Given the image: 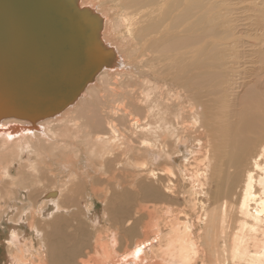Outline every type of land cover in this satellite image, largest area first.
I'll list each match as a JSON object with an SVG mask.
<instances>
[{
	"label": "bare ground",
	"instance_id": "6f19581e",
	"mask_svg": "<svg viewBox=\"0 0 264 264\" xmlns=\"http://www.w3.org/2000/svg\"><path fill=\"white\" fill-rule=\"evenodd\" d=\"M76 6L101 19L106 64L61 112L0 120V264L219 260L212 232L229 238L231 222L229 263L264 264V90L235 92L244 45L233 10L223 0ZM263 42L247 47L264 62Z\"/></svg>",
	"mask_w": 264,
	"mask_h": 264
},
{
	"label": "water",
	"instance_id": "95a60500",
	"mask_svg": "<svg viewBox=\"0 0 264 264\" xmlns=\"http://www.w3.org/2000/svg\"><path fill=\"white\" fill-rule=\"evenodd\" d=\"M45 5L54 7L47 21L43 14L37 18ZM74 13L94 24L95 31L81 29L75 19L68 24ZM100 20L93 12L78 9L76 0H0V120L33 123L75 100L106 64L109 51L97 36ZM56 94H62L57 101Z\"/></svg>",
	"mask_w": 264,
	"mask_h": 264
},
{
	"label": "rangeland",
	"instance_id": "374dc122",
	"mask_svg": "<svg viewBox=\"0 0 264 264\" xmlns=\"http://www.w3.org/2000/svg\"><path fill=\"white\" fill-rule=\"evenodd\" d=\"M223 1L233 10V13H232L234 15L233 19H235V20L237 19L236 21H234L236 26H237L236 27L237 33L235 35L237 37H239L240 41L244 45V46H239L236 49V55H238V56L234 62V67H235V70H234L235 72L233 74L234 76L231 78V79H235L236 84H237V85H235V87H236L235 92L238 94H244L245 91L249 87H253V86L254 87L259 86V88L263 87V88H261V90H264V62L259 57L258 53L251 51V49L249 47H247V45L251 46V44H256V47H257L256 50H257L259 48V46H257L259 44V41L260 42L264 41V39L262 41V37H264V35H263L264 34V27H263L264 26V24H263V22H264V0H223ZM251 14H253V15H251ZM244 15L246 16L247 19L243 18V17H245ZM255 17L257 18L256 19L257 21L254 20ZM243 20L245 22H243ZM239 23L244 27H241L239 25ZM255 26L257 28H255ZM253 29H255V30H253ZM246 30H248L249 32ZM118 31H119L120 35L124 36L127 33L126 24H122L119 21L118 22ZM252 47H254V46H252ZM180 202H182V199H180ZM180 205L182 206V208L184 207V209H186V211H188V214L192 210L191 202H186V204L180 203ZM180 205L177 207L178 209L181 207ZM197 218H198V216L194 220H196ZM218 221H219V219H216V222H218ZM234 226H236V223H234V222H231L229 224V228H230L229 229V235H230L229 238H226L224 235L219 234L220 230L218 228L212 232V234H214L217 238V244H216L215 248L219 249V256H220L219 260L217 258L211 256L210 259H208L206 261H199L198 262L197 259H192L191 264H211L210 261L213 262L212 264H230L229 263V248L228 249H222V246H227V245L229 246L231 235L236 230V229H233ZM201 228H202V226L199 227L197 229V231H199V229H201ZM119 229H120V227H119ZM82 230L83 231L81 233L82 234L81 238H84V236H87L89 234L91 235V232L90 231L88 232L87 229L82 228ZM117 232H118L117 235L120 236V234H119L120 231L117 230ZM199 233L195 232V238L197 241H199ZM0 236H3V234ZM262 237H264V230L260 232V238H262ZM2 241L3 240H1V242ZM50 242H52V241L50 240ZM69 245H71L70 242H69ZM82 246H87V250H89L88 254L85 255V257H86L85 259L87 261L91 260V262H92V261H95L96 259H98L97 256H94V255H96L94 253V251H91L93 244L87 243V245L83 244ZM204 246H206V244H204ZM2 249H4V247L0 248V250H2ZM132 249L133 248H131L130 251H132ZM162 249H164V243L163 242L160 243V247H159V250H162ZM121 252H123V249L119 250V253H121ZM2 254H3V251H1V255Z\"/></svg>",
	"mask_w": 264,
	"mask_h": 264
}]
</instances>
